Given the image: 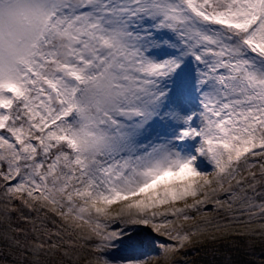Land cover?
I'll use <instances>...</instances> for the list:
<instances>
[{"label":"snow or ice","instance_id":"6c2138e0","mask_svg":"<svg viewBox=\"0 0 264 264\" xmlns=\"http://www.w3.org/2000/svg\"><path fill=\"white\" fill-rule=\"evenodd\" d=\"M234 223L264 264V0H0V264H233Z\"/></svg>","mask_w":264,"mask_h":264},{"label":"trees","instance_id":"16d2710c","mask_svg":"<svg viewBox=\"0 0 264 264\" xmlns=\"http://www.w3.org/2000/svg\"><path fill=\"white\" fill-rule=\"evenodd\" d=\"M217 220L224 224L227 222V217L221 213ZM29 227H31L29 225ZM235 231H230L226 238L219 241V247L221 252H224L226 255L230 256L233 264H244V261L247 260V257L243 255L242 248L244 241L237 235V232L240 230L239 224H233ZM192 259L197 260L198 264H208V257L203 254L200 257H196L194 254L191 256ZM222 257L217 258V264H221Z\"/></svg>","mask_w":264,"mask_h":264}]
</instances>
